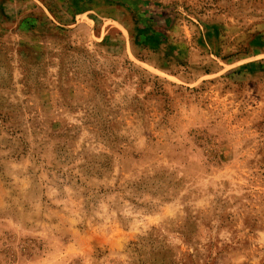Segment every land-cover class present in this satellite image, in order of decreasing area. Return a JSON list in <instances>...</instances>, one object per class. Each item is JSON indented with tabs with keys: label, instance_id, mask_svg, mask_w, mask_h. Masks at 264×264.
I'll return each instance as SVG.
<instances>
[{
	"label": "rangeland",
	"instance_id": "374dc122",
	"mask_svg": "<svg viewBox=\"0 0 264 264\" xmlns=\"http://www.w3.org/2000/svg\"><path fill=\"white\" fill-rule=\"evenodd\" d=\"M0 264H264V0H0Z\"/></svg>",
	"mask_w": 264,
	"mask_h": 264
}]
</instances>
